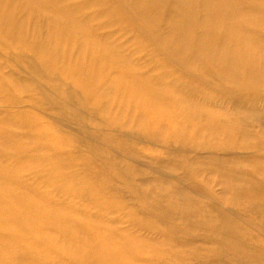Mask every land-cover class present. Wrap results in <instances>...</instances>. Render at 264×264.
<instances>
[{
    "label": "bare ground",
    "instance_id": "1",
    "mask_svg": "<svg viewBox=\"0 0 264 264\" xmlns=\"http://www.w3.org/2000/svg\"><path fill=\"white\" fill-rule=\"evenodd\" d=\"M105 21L118 29L102 32ZM0 40L1 66L10 52H29L48 76H72L88 104L104 118L110 116L109 125L141 131L164 148L177 147V159L186 170L183 179L193 192L214 196L199 178L215 175L220 196L229 194L235 201L232 209L241 211L240 203H246L250 211L259 203L264 211V133L257 137L253 125L264 116V0H0ZM84 49L92 53L86 60L77 57ZM252 53L258 56L248 59ZM159 60L182 71H163ZM205 68L215 72L207 78L197 75ZM1 72L0 144L10 151L0 150V264H155L190 255L179 251L184 249L182 239L177 241L182 245L170 243L178 231L211 243L220 254L214 264L229 258L264 264L263 247L258 244L255 252V246L245 243L248 233L237 222L211 218L208 207L190 197L186 187L173 196L157 188L159 180L146 182L132 171L125 172L131 180L128 190L140 205L128 226L137 233L130 237L117 228L123 217L111 214L124 216V204L101 193L91 178L99 175L85 160L62 152L71 146L44 141L56 132L54 127L34 112L15 111L22 102L12 98L18 85ZM204 79L224 82V93L234 97L232 114L240 118L235 126H193L173 115H178L177 105L192 107L191 92L183 89ZM203 93L201 98L212 101L208 104L218 103ZM149 122L154 129L146 128ZM10 126L28 143L16 148L19 142L5 129ZM37 181L60 201L45 198L48 191H31ZM142 213L150 220L138 219ZM159 220L172 228L164 240L155 237ZM178 220L185 229L171 225Z\"/></svg>",
    "mask_w": 264,
    "mask_h": 264
},
{
    "label": "rangeland",
    "instance_id": "2",
    "mask_svg": "<svg viewBox=\"0 0 264 264\" xmlns=\"http://www.w3.org/2000/svg\"><path fill=\"white\" fill-rule=\"evenodd\" d=\"M82 1L83 0H74L76 3H81ZM114 24L115 23L105 21L102 32L113 33L115 29H118ZM112 38L115 39L116 36ZM78 52L77 57L84 58L85 60L91 57L90 55L92 54L89 53L87 49H84V52L81 50ZM61 53L64 58L74 60L72 54L60 52L59 56L62 55ZM133 55L134 54H132V57ZM257 56V53H252L248 59H254ZM164 62L165 61L160 60L157 62V65L161 66L163 71L168 73L182 71L181 69H177L175 65H173V69L169 68ZM3 63L6 66L3 64V66L0 65L2 75L18 85L14 88L15 95L13 94V97L10 95V97L15 100H22L15 111L34 112L42 121L50 124L56 130V132L53 130V134L45 137V142H61L64 146H71L62 152L68 153L69 156L73 158L85 160L86 164L97 172L96 174L99 176L96 177L95 175H91V178L95 183L99 184L100 187L98 186V188L101 190V193L111 200L119 204H124L125 206L123 212L124 216L116 212L111 215L118 218L123 217L121 224H118L117 228L127 230L126 234L128 236L131 237L137 233L136 229L129 228L128 222L130 223V220L134 218L136 215L134 212L138 210L137 206L140 205L136 195L128 190L130 189L128 185L131 184V180L126 176L125 172L132 171L131 173L143 175L142 179L146 180V182L153 179L159 180L160 182H157L158 184L156 185L157 188L159 190L164 188L166 192H172L173 196L181 195L182 192L180 189L186 187L189 190L190 197H194L208 207L209 216H211V218H216L215 216L217 215L222 220L229 219L237 222L241 228H244L248 233H246L247 237L245 243H250L252 246H255V252L258 249V244L264 249V221L260 215H264L263 205L255 203V205H252L253 209L249 211V209H245L249 206L248 204L240 203V206H243L240 208L242 209L241 211L239 209H232L230 206L231 204L233 205L235 201L231 202L229 194L226 198L220 196L221 187L217 183L219 182V178L215 175L199 178V180L205 181L203 185H206L205 187L208 188H205V190L213 191L214 196H205L204 193L197 194L193 192V188L190 189L188 187L191 183L183 179L186 170L177 159L179 154L177 147L167 146L164 148L162 145L153 143L145 134L141 133V131L120 127L119 125H109L108 120H110V116L104 118L96 109H93V105L88 104L84 90L77 86L72 76L66 74L67 77L63 78V80L55 75H53L54 77L48 76L47 70L41 68L29 52L18 53L17 51H12L6 56V61L3 60ZM202 70L197 75H203V78H207V75L215 72L210 71L208 68ZM219 72L221 73V70H219ZM222 73H224V71H222ZM216 74H218L217 71ZM133 83L135 86H139L137 81ZM186 89L191 92L192 97L189 99L191 100L190 104L192 107L184 104L177 105L175 111L178 112V115L173 114L177 119L183 118L193 126L201 123H208L210 126H217L218 124L221 128H230L239 123L237 120L240 118L238 116H233V109H231L234 106V97L232 98L230 94L227 96L224 93L226 89H228L225 87L224 82L220 85L218 81L204 79L201 83L194 84L183 90L186 91ZM204 91L215 96L218 103L213 105L208 104L206 101H212L200 97V94H204ZM222 94L225 96H222ZM10 97L9 101L12 100ZM219 97L222 98L220 99ZM116 105H112L114 110L116 109ZM220 106H223L224 109L221 110ZM239 112L242 111L240 110ZM120 115L122 114H119V116ZM146 121L147 120H145V122ZM174 121L179 122L176 119H174ZM253 122H256L253 125L256 132H258L256 133L257 137H259L264 133V116H259L257 119H254ZM128 123L129 126L132 125L131 121ZM146 128L150 130L154 129L152 123L148 124ZM5 129L7 134H12V139L15 140L14 142H19V144H16V148L21 147L20 144L28 143L27 138L21 136L19 132L15 133L14 127L10 126ZM250 131H253L252 128ZM65 137L68 139L66 140ZM2 139L3 137L0 136V143H2ZM7 141L10 143L9 145L7 142V146H11L12 140L9 138ZM4 146L6 145L0 144V150L9 152L10 149ZM191 153L192 152L189 151L186 155H191ZM58 154L59 152L57 151L54 155L57 156ZM61 154L60 152V155ZM204 156L205 154H203V157ZM82 170L83 168L80 167V171ZM117 175H120V177H116ZM22 176L25 177L26 180L33 181L31 180L32 175L28 172L22 173ZM166 182V186L163 185ZM40 184L43 186H40L37 181L32 186L33 189H31V191H34L36 194H42L48 191V193L44 195L45 198L51 197L54 202L60 201V198L56 197L57 193H53L50 188L48 189L46 184ZM200 185L204 187L201 183ZM29 195V197H32L35 194L29 193ZM73 204L79 205L80 201L74 202ZM238 204L239 203H237V205ZM82 205L86 204L82 203ZM137 216L138 219L142 221L150 220V217L143 213L141 215L137 214ZM180 221L181 220L172 221L170 223L179 230L185 229V225L180 223ZM171 230L172 228L170 225L165 224L164 220H159L155 237L159 240H164L172 233ZM22 233L23 231L20 232V234ZM183 233L184 232L178 231V233H176L178 239L172 237L169 241L174 245L177 241H181L182 239L184 242V247L182 248L184 249H180L179 251L182 255L184 253H190V255H185L184 258L179 259H159L155 264H214L220 259V254L214 251L212 249L213 247L209 245L211 243H203L200 241L202 236L194 238L193 236L185 237ZM147 236L153 237V235ZM177 245L182 244L179 242ZM151 255H154V253H151ZM224 255L226 256V254ZM254 255L257 257L256 254ZM237 261L239 262V260ZM222 264L239 263L229 258L223 261Z\"/></svg>",
    "mask_w": 264,
    "mask_h": 264
}]
</instances>
